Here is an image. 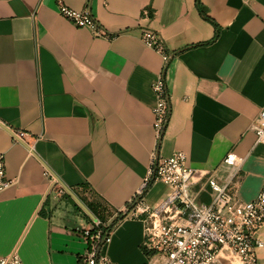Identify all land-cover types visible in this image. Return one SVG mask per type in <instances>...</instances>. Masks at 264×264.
I'll return each mask as SVG.
<instances>
[{
    "label": "crops",
    "instance_id": "crops-1",
    "mask_svg": "<svg viewBox=\"0 0 264 264\" xmlns=\"http://www.w3.org/2000/svg\"><path fill=\"white\" fill-rule=\"evenodd\" d=\"M61 4L89 9L110 37L70 24ZM145 28L171 57L160 140L151 85L162 60L140 40ZM263 109L264 0L0 1V153L10 183L0 192V259L16 250L23 264H77L87 248L80 233L96 218L86 203L111 223L154 156L186 155L199 205L214 198L209 178L253 201L264 185V145L253 131ZM229 154L238 170L224 163ZM170 192L151 183L139 208L155 209ZM134 206L112 229L102 264H146L147 214ZM255 238L264 264V227Z\"/></svg>",
    "mask_w": 264,
    "mask_h": 264
},
{
    "label": "built area",
    "instance_id": "built-area-1",
    "mask_svg": "<svg viewBox=\"0 0 264 264\" xmlns=\"http://www.w3.org/2000/svg\"><path fill=\"white\" fill-rule=\"evenodd\" d=\"M57 12L75 27L87 29L94 37H110L87 8L76 11L61 4ZM142 17L149 19L148 9L142 11ZM140 40L162 60V72L151 85L155 98L153 128L160 140L170 115L164 72L171 57L156 31L143 29ZM253 131L257 143L264 145V109L255 119ZM21 136L22 133H16L19 139ZM224 163L236 170L241 164L233 154L227 155ZM51 179L56 184L55 179ZM193 179L194 171L188 167L183 152H175L168 158H152L142 189L132 202L135 204V215L147 214L143 242L148 253L146 264H257L259 243L255 234L264 227V185L253 201L240 202L228 184L220 185L209 178L207 185L214 198L208 205H199L190 191ZM154 182L168 186L170 194L155 209H140L145 207L140 198L143 191ZM9 184L5 180L4 155L0 153V192ZM57 193L64 194V191L60 189ZM80 234L87 248L77 264L105 263L107 259L101 255V250L110 242L111 233L105 234L101 221L95 218L91 226ZM0 264L23 263L15 250L8 257L0 259Z\"/></svg>",
    "mask_w": 264,
    "mask_h": 264
},
{
    "label": "trees",
    "instance_id": "trees-1",
    "mask_svg": "<svg viewBox=\"0 0 264 264\" xmlns=\"http://www.w3.org/2000/svg\"><path fill=\"white\" fill-rule=\"evenodd\" d=\"M197 7H198V9H199V11H200V14L207 20V21H210V22H212L207 16H206V12H205V10H204V8L200 5V3L199 2H197ZM147 189V188H146ZM145 189V190H146ZM86 205H87V207L89 208V210L92 212V214L98 219V220H100L101 221V223H102V228L104 229V232H105V234L106 233H108V232H110L111 233V231H112V229L114 228V226L120 221V220H122V219H124V218H127L130 214H131V212H132V209H133V204H131L130 206H128L127 207V211L126 212H124V213H121V212H119L118 213V215H117V217L111 222V223H107V221H105L103 218H102V216H101V214H100V211L97 209V207H99V206H96V205H94V204H92V203H86ZM142 251H143V253L146 255V257L148 256V253L145 251V248H144V246L142 245Z\"/></svg>",
    "mask_w": 264,
    "mask_h": 264
},
{
    "label": "water",
    "instance_id": "water-1",
    "mask_svg": "<svg viewBox=\"0 0 264 264\" xmlns=\"http://www.w3.org/2000/svg\"><path fill=\"white\" fill-rule=\"evenodd\" d=\"M51 189V188H50ZM49 192V191H48Z\"/></svg>",
    "mask_w": 264,
    "mask_h": 264
}]
</instances>
